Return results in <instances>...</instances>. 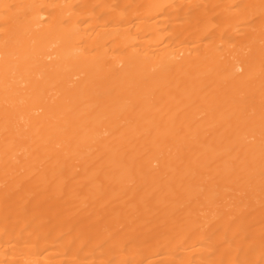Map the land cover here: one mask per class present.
<instances>
[{"label":"bare ground","instance_id":"1","mask_svg":"<svg viewBox=\"0 0 264 264\" xmlns=\"http://www.w3.org/2000/svg\"><path fill=\"white\" fill-rule=\"evenodd\" d=\"M0 264H264V0H0Z\"/></svg>","mask_w":264,"mask_h":264}]
</instances>
